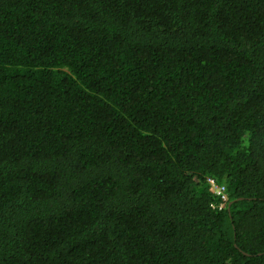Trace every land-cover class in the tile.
<instances>
[{"label": "trees", "instance_id": "obj_1", "mask_svg": "<svg viewBox=\"0 0 264 264\" xmlns=\"http://www.w3.org/2000/svg\"><path fill=\"white\" fill-rule=\"evenodd\" d=\"M0 264H264V0H0Z\"/></svg>", "mask_w": 264, "mask_h": 264}, {"label": "built area", "instance_id": "obj_2", "mask_svg": "<svg viewBox=\"0 0 264 264\" xmlns=\"http://www.w3.org/2000/svg\"><path fill=\"white\" fill-rule=\"evenodd\" d=\"M208 182L215 191L216 195L220 196L223 201L227 199L223 186L217 185L213 179H208Z\"/></svg>", "mask_w": 264, "mask_h": 264}, {"label": "clouds", "instance_id": "obj_3", "mask_svg": "<svg viewBox=\"0 0 264 264\" xmlns=\"http://www.w3.org/2000/svg\"><path fill=\"white\" fill-rule=\"evenodd\" d=\"M242 254H243L244 256H246V257H250V256H251V254L246 253V252H242Z\"/></svg>", "mask_w": 264, "mask_h": 264}]
</instances>
